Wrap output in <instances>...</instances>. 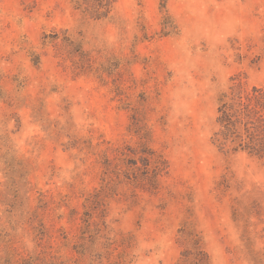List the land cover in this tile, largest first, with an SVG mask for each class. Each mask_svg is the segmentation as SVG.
I'll list each match as a JSON object with an SVG mask.
<instances>
[{
  "label": "rangeland",
  "instance_id": "1",
  "mask_svg": "<svg viewBox=\"0 0 264 264\" xmlns=\"http://www.w3.org/2000/svg\"><path fill=\"white\" fill-rule=\"evenodd\" d=\"M234 75L264 85V0H0V264H264Z\"/></svg>",
  "mask_w": 264,
  "mask_h": 264
},
{
  "label": "trees",
  "instance_id": "2",
  "mask_svg": "<svg viewBox=\"0 0 264 264\" xmlns=\"http://www.w3.org/2000/svg\"><path fill=\"white\" fill-rule=\"evenodd\" d=\"M218 96L214 143L222 148L229 145L234 152L243 151L264 157V85L253 84L246 88L240 81L234 82ZM201 240L194 241L195 250H201ZM197 259H205V253H196Z\"/></svg>",
  "mask_w": 264,
  "mask_h": 264
}]
</instances>
